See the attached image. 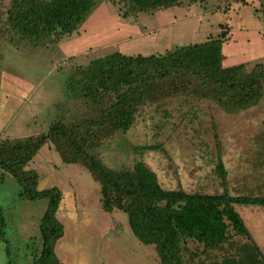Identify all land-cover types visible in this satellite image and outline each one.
Masks as SVG:
<instances>
[{
	"label": "rangeland",
	"instance_id": "rangeland-1",
	"mask_svg": "<svg viewBox=\"0 0 264 264\" xmlns=\"http://www.w3.org/2000/svg\"><path fill=\"white\" fill-rule=\"evenodd\" d=\"M10 2L0 0V139L43 133L54 122L82 117L86 107L70 97L66 83L79 67L114 52L165 54L218 38L225 26L230 33L223 43L222 65L245 64L249 72L264 65V0H203L189 8L129 17L122 14L124 0H98L72 35L57 34L36 45L9 28ZM168 90L157 103L140 107L128 131L102 139L90 152L113 169H131L143 159L165 189L216 194L223 190L215 171L218 135L230 192L262 194L264 96L254 107L229 113L214 100L189 91L170 95ZM136 146L155 149L140 154ZM27 168L39 174L38 189L63 191L57 218L65 235L56 245L62 264H160L155 248L133 232L127 214L103 210L100 186L82 165L65 163L56 147L46 144ZM22 193V185L0 167V217L6 223L0 264H33L42 250L40 225L49 200H29ZM237 209L264 251V221L258 218L252 224L247 207ZM245 241L236 237L234 247L226 244L202 253L192 264H222ZM197 248L189 244L190 250Z\"/></svg>",
	"mask_w": 264,
	"mask_h": 264
},
{
	"label": "trees",
	"instance_id": "trees-1",
	"mask_svg": "<svg viewBox=\"0 0 264 264\" xmlns=\"http://www.w3.org/2000/svg\"><path fill=\"white\" fill-rule=\"evenodd\" d=\"M97 1L11 0L8 26L23 41L35 45L57 34L70 36ZM201 1L124 0L126 6L121 10L124 17H129L174 6L189 8ZM229 33L223 26L218 38L165 54L114 52L95 59L79 67L66 83L70 97L86 107L82 117L71 123L54 122L43 133L0 139V167L22 185V195L29 200H49L40 225L42 250L33 264H62L56 245L65 235V226L57 218L63 191L58 187L38 189L39 174L27 168L46 144L54 145L65 163L82 165L90 172L100 186L103 210L127 214L133 232L142 243L155 248L160 264H192L202 253L224 249L226 244L234 247L236 237L246 241L222 264H264V254L237 209L242 205L264 206V191L249 195L230 192L218 135L215 171L223 190L216 194L165 189L143 159L131 169H113L89 150L118 131H128L140 107L157 103L168 88L170 95L189 91L198 98L214 100L229 113L258 105L264 96V65L257 64L250 72L245 64L224 67L222 48ZM153 149L155 146L135 147L140 154ZM5 226L1 216L0 239ZM190 243L198 248L190 250Z\"/></svg>",
	"mask_w": 264,
	"mask_h": 264
},
{
	"label": "crops",
	"instance_id": "crops-1",
	"mask_svg": "<svg viewBox=\"0 0 264 264\" xmlns=\"http://www.w3.org/2000/svg\"><path fill=\"white\" fill-rule=\"evenodd\" d=\"M246 207L248 209L246 216L249 220L252 221V224H255V222L257 221L258 218L262 219V221H264V206H246ZM244 221H245V218H244ZM245 223H246V221H245ZM246 225H247V223H246ZM247 228L250 231L251 235L253 236V239L255 240L257 245L260 247L261 251L264 252L262 249V245L255 238V235L252 233L253 231L250 229L249 225H247Z\"/></svg>",
	"mask_w": 264,
	"mask_h": 264
}]
</instances>
